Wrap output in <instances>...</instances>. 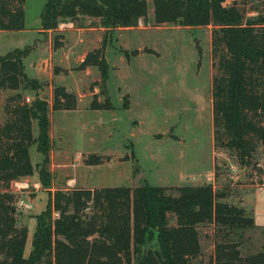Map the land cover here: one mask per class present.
Masks as SVG:
<instances>
[{"label": "trees", "instance_id": "trees-1", "mask_svg": "<svg viewBox=\"0 0 264 264\" xmlns=\"http://www.w3.org/2000/svg\"><path fill=\"white\" fill-rule=\"evenodd\" d=\"M25 1L0 0V31L24 28ZM153 10L155 25L212 26L214 144L234 151L241 163L248 164L256 146H264V15L246 18L235 0L229 5L226 0H153ZM78 18L99 19L109 34L137 27L139 20L147 18V5L145 0H46L40 27L56 31L60 24ZM59 36L54 38V50L62 47ZM105 46L102 38L100 47L86 54L78 66V70L98 69L103 84L109 70ZM24 57L18 49L0 55V95L14 92L5 99V121L0 125V264H190L201 254L198 226L212 224L227 238L254 227L244 209L227 203L225 193L210 184L181 186L177 196L166 187L147 184L61 189L50 194L49 111H73L77 97L55 86L51 103L37 95L26 103L24 90H35L38 83L26 76ZM91 109H110V104L107 99L105 103L94 99ZM34 144L42 157L37 166L29 154ZM102 160L89 155L83 164L96 166ZM34 169L49 197L46 209L35 216L26 258L28 230L16 226L9 189L14 181L32 177ZM168 214L174 217V225L168 224ZM214 261L264 264V247L242 258L237 243H217Z\"/></svg>", "mask_w": 264, "mask_h": 264}, {"label": "rangeland", "instance_id": "rangeland-1", "mask_svg": "<svg viewBox=\"0 0 264 264\" xmlns=\"http://www.w3.org/2000/svg\"><path fill=\"white\" fill-rule=\"evenodd\" d=\"M232 1L226 0V4ZM235 1L246 18L264 15V0ZM145 2L146 20H139L135 28L108 34L95 18L62 23L56 31L43 30L40 15L46 0H26L24 28L0 31V55L15 49L24 51V72L38 83L37 89L24 90L25 99L31 102L37 95L51 103L55 86H64L77 97L76 110L49 111L48 169L54 155V172H50L54 190L50 194L61 189L147 184L166 187L170 195L177 196L181 186L210 184L215 191L225 193L227 203L244 209L254 220V227L227 238L212 224L198 226L201 254L190 264H216L217 243H237L242 258L257 254L264 247V146H256L248 164L241 163L234 151L215 147L213 28L155 25L153 0ZM58 35L62 46L59 51L53 49ZM102 38L109 67L104 84L98 69L78 70L85 55L100 47ZM56 69L61 72L59 77L54 75ZM12 93L1 92L0 123L5 119V99ZM94 99L99 103L107 99L110 109L92 110ZM33 134L37 135L35 123ZM29 154L33 166H37L42 157L36 144ZM89 155L99 156L102 163L86 166L83 159ZM35 172L28 181L30 186L36 184ZM70 179H76L77 184L71 181L67 185ZM9 193L13 196L16 226L28 230L24 247L27 258L35 216L46 209L49 192L40 186L17 193L11 184ZM19 197L29 201L32 209L19 208ZM168 224H175L171 214Z\"/></svg>", "mask_w": 264, "mask_h": 264}, {"label": "built area", "instance_id": "built-area-1", "mask_svg": "<svg viewBox=\"0 0 264 264\" xmlns=\"http://www.w3.org/2000/svg\"><path fill=\"white\" fill-rule=\"evenodd\" d=\"M26 103H29V99H25ZM14 189H15V192L17 193H23L24 191H27L29 190L30 188L34 187L35 189H38V187H40V184L36 183L35 185H31L29 184L28 181H14L12 183ZM17 206L19 208H22L24 210H30L32 209V205L31 203H29V201L25 200L23 197H19L18 200H17Z\"/></svg>", "mask_w": 264, "mask_h": 264}, {"label": "crops", "instance_id": "crops-1", "mask_svg": "<svg viewBox=\"0 0 264 264\" xmlns=\"http://www.w3.org/2000/svg\"><path fill=\"white\" fill-rule=\"evenodd\" d=\"M61 50H62V47L60 48ZM60 49H58L57 51H59ZM56 52V51H55ZM83 60V59H82ZM82 71V70H81ZM81 71H79V72H81ZM60 73L61 72H58V74L57 75H55V77H59L58 75H60ZM63 74L62 75H65L66 73L65 72H62ZM64 87V86H63ZM13 94V93H12ZM95 95V94H94ZM1 97V96H0ZM78 107V106H77ZM77 109V108H76ZM75 109V110H76ZM4 121V119L1 121V123H0V125L2 124V122ZM32 147V146H31ZM30 147V148H31ZM52 160H53V163H54V155L53 156H51V166H50V172L51 173H53L54 172V164L52 163ZM35 175H36V182L35 183H37L38 184V174H37V172H35ZM30 178L31 177H26V178H23V179H20V180H18V181H21V182H23V181H29L30 180ZM54 178V177H53ZM71 181H73V183L74 184H77V180L76 179H70V180H67L66 181V184L68 185L69 183H71ZM72 184V183H71ZM81 189H93V188H81ZM54 190V188H51L50 189V191L52 192Z\"/></svg>", "mask_w": 264, "mask_h": 264}]
</instances>
